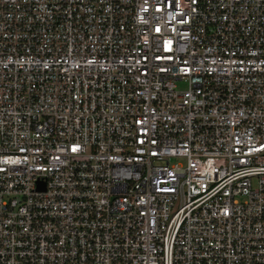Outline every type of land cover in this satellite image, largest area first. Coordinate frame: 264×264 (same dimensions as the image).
<instances>
[{
  "label": "built area",
  "instance_id": "built-area-1",
  "mask_svg": "<svg viewBox=\"0 0 264 264\" xmlns=\"http://www.w3.org/2000/svg\"><path fill=\"white\" fill-rule=\"evenodd\" d=\"M0 264H264V0H0Z\"/></svg>",
  "mask_w": 264,
  "mask_h": 264
},
{
  "label": "rangeland",
  "instance_id": "rangeland-1",
  "mask_svg": "<svg viewBox=\"0 0 264 264\" xmlns=\"http://www.w3.org/2000/svg\"><path fill=\"white\" fill-rule=\"evenodd\" d=\"M178 85H179V86H184V85H185V81H184V80H180V81H178Z\"/></svg>",
  "mask_w": 264,
  "mask_h": 264
}]
</instances>
